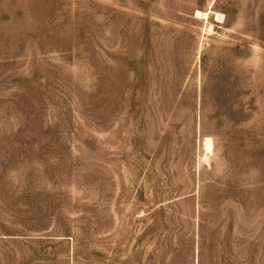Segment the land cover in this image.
I'll list each match as a JSON object with an SVG mask.
<instances>
[{"label":"rangeland","instance_id":"1","mask_svg":"<svg viewBox=\"0 0 264 264\" xmlns=\"http://www.w3.org/2000/svg\"><path fill=\"white\" fill-rule=\"evenodd\" d=\"M0 264H264V0H0Z\"/></svg>","mask_w":264,"mask_h":264},{"label":"bare ground","instance_id":"2","mask_svg":"<svg viewBox=\"0 0 264 264\" xmlns=\"http://www.w3.org/2000/svg\"><path fill=\"white\" fill-rule=\"evenodd\" d=\"M209 12H210V11H209ZM197 14H198L199 16H203L204 18L208 16V13H200V12H197ZM221 16H222L221 14H216L215 17H216V19L221 20ZM216 19H215V20H216Z\"/></svg>","mask_w":264,"mask_h":264}]
</instances>
